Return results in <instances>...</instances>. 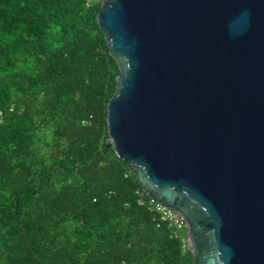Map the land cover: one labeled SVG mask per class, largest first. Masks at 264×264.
I'll return each instance as SVG.
<instances>
[{
  "label": "water",
  "instance_id": "1",
  "mask_svg": "<svg viewBox=\"0 0 264 264\" xmlns=\"http://www.w3.org/2000/svg\"><path fill=\"white\" fill-rule=\"evenodd\" d=\"M108 142L180 213L191 264H264V0H102Z\"/></svg>",
  "mask_w": 264,
  "mask_h": 264
},
{
  "label": "trees",
  "instance_id": "2",
  "mask_svg": "<svg viewBox=\"0 0 264 264\" xmlns=\"http://www.w3.org/2000/svg\"><path fill=\"white\" fill-rule=\"evenodd\" d=\"M99 5L0 0V264L192 263L106 146Z\"/></svg>",
  "mask_w": 264,
  "mask_h": 264
},
{
  "label": "built area",
  "instance_id": "3",
  "mask_svg": "<svg viewBox=\"0 0 264 264\" xmlns=\"http://www.w3.org/2000/svg\"><path fill=\"white\" fill-rule=\"evenodd\" d=\"M101 1L102 0H85V5L91 6L92 4L97 2L100 4ZM139 203H144V200L140 198ZM145 203L147 205V208L155 213L158 221H164L168 224V226L171 228L173 236L179 239L182 250L191 251V245L184 217L173 208L155 201L149 196Z\"/></svg>",
  "mask_w": 264,
  "mask_h": 264
}]
</instances>
